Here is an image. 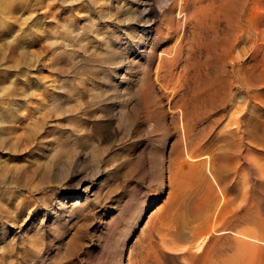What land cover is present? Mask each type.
<instances>
[{
  "label": "rangeland",
  "instance_id": "rangeland-1",
  "mask_svg": "<svg viewBox=\"0 0 264 264\" xmlns=\"http://www.w3.org/2000/svg\"><path fill=\"white\" fill-rule=\"evenodd\" d=\"M144 1L140 34L136 0H0V264H264V0H236L231 19H217L230 0H200L213 18L186 36ZM208 80L243 99L241 140L213 125L230 112L204 107Z\"/></svg>",
  "mask_w": 264,
  "mask_h": 264
},
{
  "label": "bare ground",
  "instance_id": "bare-ground-1",
  "mask_svg": "<svg viewBox=\"0 0 264 264\" xmlns=\"http://www.w3.org/2000/svg\"><path fill=\"white\" fill-rule=\"evenodd\" d=\"M237 1L240 4L242 0H237ZM136 2H137V6L138 7L143 5V9L140 12L141 15H140V18H139V22L141 23L140 24L141 31H139V33L140 32L141 33H146V31L149 32V31H151V26H150L151 25V21L148 19L147 9L144 7L145 1L144 0H136ZM157 3L163 4L164 10L160 11L155 18L159 19L163 23L164 22H168V23L170 22L169 25L167 23V25H166L167 29L166 30H167V32L171 33L170 35H173V36H186L187 29L185 30L184 28H186L190 24V22L192 20L199 21V19H200L199 18V14L200 13H203L204 15H207L209 19H212L213 17H209V16H211V13H212L211 11H213L215 9V5H213L214 9H213L212 6H209V5H206V7H202L201 4H200V0H157ZM225 4H226V8H224V10L222 11V14H221L222 16L218 17L217 19H219L221 17L223 18L224 16H227L230 19L233 18L234 16L236 18H238L239 15L237 14V8H236L237 3H236V0H230L227 3H225ZM225 4H224V6H225ZM190 8H191V11H190ZM240 8H241V6H240ZM115 9L118 11L117 5L115 6ZM220 10H221V8L219 9V11ZM219 11L216 10V12H219ZM241 13H243V12H241ZM172 15L175 16V17H179L178 20H180L179 22H181V23L179 24L177 22L179 24V25L177 24L178 25L177 27H173L174 25L172 24L173 22L171 20L173 18V17H171ZM215 15H216V13H215ZM217 16H219V13H218ZM242 17H243V15L240 16L241 23L244 21ZM237 22H238V20H237ZM182 26H183V31H182V34L180 35L179 33L182 30ZM159 30L160 29L156 30V32L153 34V36L157 37L154 40V41H156V43H158L160 41L161 36H164L163 32L159 31ZM239 30H241V29H239ZM182 38H180V37L177 38V42H176L177 45L180 46V48L172 49L171 51L166 53L167 56H171V58H169L168 63H167L169 65V67L171 68L168 71L169 75H173V72L176 71L178 66H179V63H180V60H179L180 57L179 56H180L181 48H182V45H181ZM153 47H149L150 50H149V52L147 54V58L150 57V54L153 51ZM149 65H150V62H149V59H148L146 61V63H145V67L148 68ZM162 67H163V64L160 62L159 65L157 66L158 71ZM186 71L187 70H185V72ZM201 72H202V70H201ZM206 74L208 75V73H206ZM178 76H181L180 73H179ZM219 83L220 84H217L215 82V80H211V81L208 80V83L205 84V88H203V89L201 88L203 91L200 92L201 94H199V97L205 95L204 99L202 98L203 99L202 103L204 105L206 104L204 107L209 106V108L210 107L214 108L215 106L222 107V106L226 105V108L224 109V112H227V108H229L228 111L230 113L228 114L229 118L227 116V118H228L227 120L225 119L226 115L224 113L220 118L213 120L212 123H213L214 126H217V125L221 124L222 122H224V126L222 127L221 131L223 130L224 133H229V134L230 133H235L237 135L238 139L241 140L242 139V135L244 134V129H245V127L243 125V122L241 121V118H243V115H241V114H243V108H242V100L243 99L240 97V101H238L237 104H235V105L232 104V103H234L233 102L234 101L233 100V96H230L229 100L226 99L227 98L226 96L228 95V93L226 95V92H225L226 88H225L224 84H221V82H219ZM144 91H145V77L142 78L141 93H143ZM236 102L237 101H235V103ZM188 106H189V104H188ZM188 106H187L186 103H184V104H182L180 106H177L178 110H177L175 115L178 116V118H179L180 136H181V141L180 142H181V146H182V151H181L182 155H183V157L185 156L187 158V161L189 160V162H190L189 166H191V167H195L196 166L197 167V165H200L202 163L199 162L200 159H198V158H191L193 156V154H191V155L189 154L190 153L189 150H191V148H190L191 145H190V143L188 141L189 140L188 139V136H189L188 133H189V127L190 126L192 127L193 126L192 124H193L194 120H198V119H197V117L193 118L194 116H191V117L189 116L190 112H188V108H187ZM202 107H203V105H202ZM232 107L234 108V111H232L233 110ZM192 109H194V108H192ZM175 115L172 116V119L176 118ZM212 130H213V126H210L208 131L211 132ZM239 143H241V142H239ZM178 157H180V156H178ZM176 160H178V159H176ZM176 160H175V162H176ZM194 172H195L194 175H193L194 177H198L201 174L200 171L199 172L194 171ZM200 177H201V175H200ZM8 184H10V183H8ZM237 217H238V219H241V214L240 213L237 214ZM175 231H177V230H175ZM180 232H182V231H180ZM180 232L177 231V233H176V235H178L179 237H180V234H181ZM211 237H212V235H211ZM210 240H211L210 237H205L203 239L200 238V239H198L196 241V243H195V245L193 247V251L195 252V254H193V258L195 260H199L200 261L201 259H203L205 257V254H206V251H207L206 249H207V247H209L208 243L210 242ZM210 244H212V243H210ZM221 262H224V261H221ZM128 264H130V260H128ZM208 264H220V263H217L216 259H210L208 261Z\"/></svg>",
  "mask_w": 264,
  "mask_h": 264
}]
</instances>
